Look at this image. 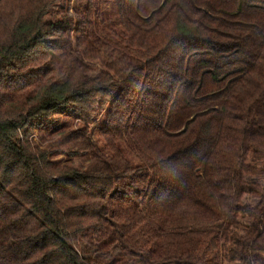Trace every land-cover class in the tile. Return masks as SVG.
Segmentation results:
<instances>
[{
    "label": "trees",
    "instance_id": "1",
    "mask_svg": "<svg viewBox=\"0 0 264 264\" xmlns=\"http://www.w3.org/2000/svg\"><path fill=\"white\" fill-rule=\"evenodd\" d=\"M224 262L264 264V0H0V264Z\"/></svg>",
    "mask_w": 264,
    "mask_h": 264
},
{
    "label": "rangeland",
    "instance_id": "2",
    "mask_svg": "<svg viewBox=\"0 0 264 264\" xmlns=\"http://www.w3.org/2000/svg\"><path fill=\"white\" fill-rule=\"evenodd\" d=\"M59 119H68V117L66 116H60ZM69 119H72L71 117H69ZM76 122H73V124ZM80 123V122H79ZM222 264H236L235 262H224Z\"/></svg>",
    "mask_w": 264,
    "mask_h": 264
}]
</instances>
